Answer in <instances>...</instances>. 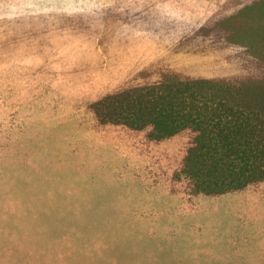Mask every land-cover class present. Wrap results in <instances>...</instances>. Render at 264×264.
Returning <instances> with one entry per match:
<instances>
[{"label": "rangeland", "instance_id": "1", "mask_svg": "<svg viewBox=\"0 0 264 264\" xmlns=\"http://www.w3.org/2000/svg\"><path fill=\"white\" fill-rule=\"evenodd\" d=\"M261 2L0 0V264H264V181L195 194L88 108L187 69L264 80Z\"/></svg>", "mask_w": 264, "mask_h": 264}, {"label": "trees", "instance_id": "2", "mask_svg": "<svg viewBox=\"0 0 264 264\" xmlns=\"http://www.w3.org/2000/svg\"><path fill=\"white\" fill-rule=\"evenodd\" d=\"M190 1L218 13L238 0ZM235 63V74H243L246 66ZM186 71L107 91L88 108L98 126L115 131L172 181L187 180L195 194L218 196L264 181V80L229 83ZM171 142L169 153L164 144Z\"/></svg>", "mask_w": 264, "mask_h": 264}]
</instances>
